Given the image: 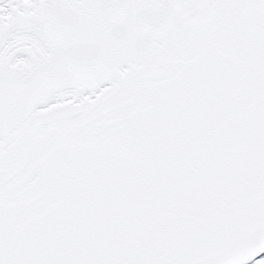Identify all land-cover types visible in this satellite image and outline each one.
Listing matches in <instances>:
<instances>
[{"label":"snow or ice","instance_id":"snow-or-ice-1","mask_svg":"<svg viewBox=\"0 0 264 264\" xmlns=\"http://www.w3.org/2000/svg\"><path fill=\"white\" fill-rule=\"evenodd\" d=\"M0 264H264V0H0Z\"/></svg>","mask_w":264,"mask_h":264}]
</instances>
